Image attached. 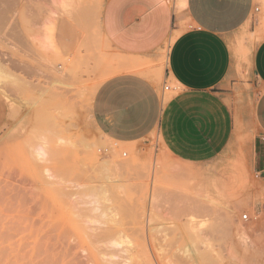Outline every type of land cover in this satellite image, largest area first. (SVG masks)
Here are the masks:
<instances>
[{"label": "rangeland", "instance_id": "obj_1", "mask_svg": "<svg viewBox=\"0 0 264 264\" xmlns=\"http://www.w3.org/2000/svg\"><path fill=\"white\" fill-rule=\"evenodd\" d=\"M105 1L0 0V264H92L75 237L61 238L90 227L144 243L136 264H264V183L250 170L247 138L207 170L171 158L156 133L118 145L96 128L93 95L125 60L102 35ZM171 4L179 13L185 0ZM256 7L235 49L247 67L264 37ZM166 54L167 46L154 73L140 70L169 86L168 98L176 89L164 80ZM246 88L231 102L237 116L252 105ZM114 254L115 262L125 256Z\"/></svg>", "mask_w": 264, "mask_h": 264}, {"label": "crops", "instance_id": "obj_2", "mask_svg": "<svg viewBox=\"0 0 264 264\" xmlns=\"http://www.w3.org/2000/svg\"><path fill=\"white\" fill-rule=\"evenodd\" d=\"M172 1H105L102 35L125 60L118 63L121 72L105 79L93 95L96 128L118 145L156 133L171 158L207 170L247 138L250 170L264 183V37L248 67L235 55L240 31L259 12L257 3L264 32V0H185L179 13ZM165 46L164 80L176 89L168 98L159 79L140 70L151 65L144 73H154ZM245 86L252 105L246 101L237 116L231 102Z\"/></svg>", "mask_w": 264, "mask_h": 264}, {"label": "bare ground", "instance_id": "obj_3", "mask_svg": "<svg viewBox=\"0 0 264 264\" xmlns=\"http://www.w3.org/2000/svg\"><path fill=\"white\" fill-rule=\"evenodd\" d=\"M66 7V6H65ZM66 10H67V8H66ZM72 11V10H71ZM66 12V11H65ZM68 12V11H67ZM69 13H71V12H69ZM66 13H64V15H65ZM70 15V14H69ZM68 15V18L70 17L71 18V16H69ZM66 16V15H65ZM75 17V16H74ZM74 17H72V18H74ZM78 17V16H77ZM75 20H76V18H75ZM83 34V33H82ZM131 63V62H130ZM70 64V63H69ZM69 64H67V65H69ZM129 64V63H128ZM129 68L130 67H128V68H124L125 70H129ZM109 78V77H108ZM101 84V83H100ZM99 86V85H98ZM96 89V88H95ZM14 111V110H13ZM15 112V111H14ZM13 113V112H12ZM12 120V119H11ZM60 141H63V139L62 140H60ZM62 143V142H61ZM83 145V144H82ZM85 147H86V145H84ZM41 147V146H40ZM90 148V147H89ZM44 151V150H43ZM88 151V150H87ZM36 153H37V155L35 156V157H37V156H42L43 154H42V150L41 149H36ZM88 154H89V156L91 157V159H93V160H97V157H96V155L97 154H95V152L94 151H88ZM44 159V158H43ZM111 161V160H110ZM123 162V161H122ZM109 164V162H107V161H105L104 159H100L99 161H98V165L99 166H107ZM111 164V163H110ZM124 166V165H123ZM119 167V166H118ZM153 169V168H152ZM67 188V187H66ZM63 188H60L59 190H62ZM96 189V188H95ZM94 194H96L97 195V192L95 193V191H94ZM92 195V194H91ZM70 197V196H69ZM94 197V199H93V209H95V210H97V209H99V198H97L95 195L93 196ZM113 220V219H112ZM98 225V224H97ZM207 227V226H206ZM98 228H100V227H98ZM87 229V228H86ZM86 229L83 231V236L81 235V234H78V232L77 231H72V232H68V233H64V235H62L61 236V238H65V239H70V238H74V239H76L77 241H79L80 242V247H85L86 248V252L89 254V256H90V261H91V263L92 264H134V262H135V264H136V261H134V260H136L135 259V256H136V253H138V251H139V253H138V255L140 256V254L141 253H145L147 250L145 249V246H144V243H141L140 245L138 244L137 246H134V245H132L131 244V242L130 241H127V239H126V237L123 235V234H121V232L120 231H117V230H115L114 228L113 229H111V228H108L107 227V229L106 228H104V229H100V230H98L97 228H93V227H90V228H88V231H86ZM140 231V230H139ZM140 233H141V231H140ZM47 234H49V233H47ZM144 235V234H143ZM145 235H147V234H145ZM142 236V235H141ZM42 237V236H41ZM143 237V236H142ZM61 238H59V239H61ZM207 238V237H206ZM41 239H44V237L43 238H40V240ZM126 239V240H125ZM142 239V238H141ZM51 240H53V239H51ZM129 240V239H128ZM143 240V239H142ZM145 240V239H144ZM209 240V239H208ZM146 241V240H145ZM87 242H89V244L90 245H92V244H103V246H98V247H95L94 249H95V251L93 252V251H90V249L88 248V246H86L87 244ZM66 244V243H65ZM64 244V245H65ZM146 244V243H145ZM188 244V243H187ZM201 244V243H200ZM38 245V244H37ZM49 245V244H48ZM69 245H71L70 243H69ZM72 246V245H71ZM71 246H69V247H66V245H65V247L66 248H64L65 249V251H64V255H66V256H69V255H71V250L73 249V248H71ZM48 247V246H47ZM47 247H46V249H47ZM49 247H53V245L51 246H49ZM48 247V248H49ZM73 247V246H72ZM93 248V247H92ZM133 248H135L134 249V253H133ZM146 248H147V246H146ZM193 248V247H192ZM52 249V248H51ZM74 249H75V247H74ZM141 249V250H140ZM197 249V248H196ZM58 250V249H57ZM56 250V251H57ZM63 250V249H62ZM48 251H50V250H48ZM48 251L46 252V253H48ZM82 251H85V250H83L82 249ZM115 251H117V252H120V253H122L121 255H123V254H125V256H124V258L122 257L121 259L122 260H120L119 262H115V261H113V258L115 257V254H114V252ZM62 252V251H61ZM60 252V253H61ZM141 252V253H140ZM45 253V254H46ZM73 253V252H72ZM147 253V252H146ZM60 255V254H59ZM137 255V256H138ZM142 255V254H141ZM146 256H147V254H145ZM144 256V255H143ZM146 256H145V258H146ZM189 256V255H188ZM37 257V256H36ZM88 257V256H87ZM118 257V256H117ZM142 257V256H141ZM148 257V256H147ZM200 257V256H199ZM47 258V257H46ZM49 258H51L50 256H49ZM58 258H60L59 260H61V257H59L58 256ZM57 258V259H58ZM137 258V257H136ZM149 258V257H148ZM159 258V257H158ZM56 259V260H57ZM65 259H67V258H65ZM117 259H119V258H117ZM141 259V258H140ZM152 259V258H151ZM192 259V258H191ZM200 259V258H199ZM43 260H46L45 258L43 259ZM88 260V259H87ZM146 261H147V259H145ZM158 260V259H157ZM187 260V259H186ZM65 261V260H64ZM63 261V262H64ZM60 262V261H59ZM59 262H58V264H59ZM174 262V261H173ZM40 263V262H39ZM43 262H41L40 264H42ZM150 263V262H149ZM35 264V263H34ZM43 264H52V262H51V260L50 261H47V262H44ZM55 264H57V263H55ZM159 264H160V262H159Z\"/></svg>", "mask_w": 264, "mask_h": 264}, {"label": "built area", "instance_id": "obj_4", "mask_svg": "<svg viewBox=\"0 0 264 264\" xmlns=\"http://www.w3.org/2000/svg\"><path fill=\"white\" fill-rule=\"evenodd\" d=\"M169 90H170V87H169V86L165 85V86L163 87V93H166V92H168ZM243 220H247V215H244V216H243Z\"/></svg>", "mask_w": 264, "mask_h": 264}]
</instances>
